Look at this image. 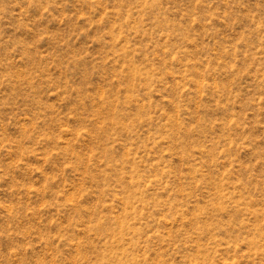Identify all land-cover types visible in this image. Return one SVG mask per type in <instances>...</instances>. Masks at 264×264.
I'll return each mask as SVG.
<instances>
[{
    "label": "rangeland",
    "instance_id": "1",
    "mask_svg": "<svg viewBox=\"0 0 264 264\" xmlns=\"http://www.w3.org/2000/svg\"><path fill=\"white\" fill-rule=\"evenodd\" d=\"M0 264H264V0H0Z\"/></svg>",
    "mask_w": 264,
    "mask_h": 264
}]
</instances>
